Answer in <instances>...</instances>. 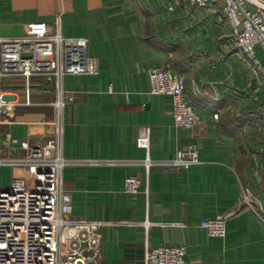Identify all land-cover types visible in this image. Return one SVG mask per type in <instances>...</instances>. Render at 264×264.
I'll list each match as a JSON object with an SVG mask.
<instances>
[{
	"label": "crops",
	"instance_id": "crops-1",
	"mask_svg": "<svg viewBox=\"0 0 264 264\" xmlns=\"http://www.w3.org/2000/svg\"><path fill=\"white\" fill-rule=\"evenodd\" d=\"M56 19L63 36L88 39L98 72L66 74L58 86L43 76H32L28 86L21 76L0 77V100L9 105L0 120V190L25 174L11 161L54 139L67 160H124L62 169L71 218L104 222L100 254L89 264H144L146 246L166 245L184 246L189 264H264V86L228 47L221 3L0 0L1 36ZM254 54L264 65V49L256 45ZM160 65L184 77L199 119L193 127L176 126L171 98L150 92L148 72ZM143 127L154 160L194 143L199 162L146 169L140 163L146 152L136 145ZM130 174L140 179L135 194L124 190ZM243 188L252 208L241 204ZM227 212L233 214L223 237L201 227Z\"/></svg>",
	"mask_w": 264,
	"mask_h": 264
},
{
	"label": "built area",
	"instance_id": "built-area-1",
	"mask_svg": "<svg viewBox=\"0 0 264 264\" xmlns=\"http://www.w3.org/2000/svg\"><path fill=\"white\" fill-rule=\"evenodd\" d=\"M181 1L194 7L221 3V14L228 28V47L244 56L245 64L264 86V65L254 54L256 45L264 49V0ZM87 47L85 37L63 36L58 19L53 25L30 22L20 36L0 35V77L21 76L28 86L32 76H43L58 86L66 74H96L97 61L88 55ZM148 75L150 92L171 98L175 125L193 127L199 119L186 100L184 77L167 65L151 68ZM8 109L9 105L0 100V120ZM213 118L217 120L218 113ZM59 134L60 127L56 129V135ZM136 145L146 152L140 162L146 169L155 164L189 168L199 162L194 143L178 149L172 157L151 158L148 127L141 128ZM56 149V140L52 139L31 146L22 160L10 162L23 166L25 174L13 177L8 188L0 190V264H89L95 263L100 254L104 222L71 218V195L63 188L62 169L68 163L117 165L124 160H67ZM140 184L136 175L124 178V190L129 194L137 193ZM241 204L253 207L248 188L242 189ZM232 214H218L202 220L200 225L209 236L223 237L226 221ZM185 253L184 246H146L143 263L189 264Z\"/></svg>",
	"mask_w": 264,
	"mask_h": 264
}]
</instances>
